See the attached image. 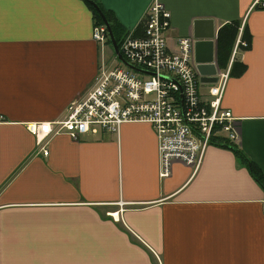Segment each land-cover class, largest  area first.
I'll return each mask as SVG.
<instances>
[{"label":"crops","instance_id":"obj_1","mask_svg":"<svg viewBox=\"0 0 264 264\" xmlns=\"http://www.w3.org/2000/svg\"><path fill=\"white\" fill-rule=\"evenodd\" d=\"M156 1L169 42L211 22L239 144L211 143L167 178L147 124L38 145L29 125L62 120L115 57L92 39L83 0H0V264H264V187L251 169L264 176V0H96L137 37Z\"/></svg>","mask_w":264,"mask_h":264},{"label":"built area","instance_id":"obj_2","mask_svg":"<svg viewBox=\"0 0 264 264\" xmlns=\"http://www.w3.org/2000/svg\"><path fill=\"white\" fill-rule=\"evenodd\" d=\"M142 24L141 35L126 36L118 49L128 65L143 73L126 68L115 56L114 66L102 63L90 92L69 104L62 120L29 125L38 145L61 134L77 141L86 134H118L125 124H147L156 134L159 175L167 178L175 162L200 164L211 143L239 144L238 120L222 107L229 71H220L203 95L193 38L168 41L171 14L157 1ZM92 39L101 46L109 43L104 25L93 28ZM41 152L48 154L44 147Z\"/></svg>","mask_w":264,"mask_h":264},{"label":"water","instance_id":"obj_3","mask_svg":"<svg viewBox=\"0 0 264 264\" xmlns=\"http://www.w3.org/2000/svg\"><path fill=\"white\" fill-rule=\"evenodd\" d=\"M87 2L98 14L100 17L104 27L107 30L110 45L118 62L123 64L126 68L137 72L143 73L142 71L128 65L123 58L121 57L118 49L117 42L113 36L110 25L107 22L105 16L102 11L99 9L97 4L93 0H83ZM211 22L209 20H198L193 24V35L192 38L194 40V63L196 65L197 73L200 77V83L213 85L217 82V74L222 71L219 69L217 62L214 57V35L211 33ZM202 26H209L208 32H204L202 35Z\"/></svg>","mask_w":264,"mask_h":264},{"label":"trees","instance_id":"obj_4","mask_svg":"<svg viewBox=\"0 0 264 264\" xmlns=\"http://www.w3.org/2000/svg\"><path fill=\"white\" fill-rule=\"evenodd\" d=\"M93 1L97 4V6L99 7V9L102 11L103 15L105 16L107 22H108L109 25H110L111 31H112V33H113V36H114L116 42H117V45L120 47L122 41H123V40L125 39V37L128 36V35H127L126 33H124V31L120 28V26L117 24L116 20L113 18L112 15H110V14L107 13V12H104V11L100 8V6H99V4L96 2V0H93ZM88 6L90 7V9H91V11H92V13H93L94 20H95V26H101V25H103V23H102L100 17L98 16V14L96 13V11H95L90 5H88ZM141 33H142V32H141ZM140 35H141V34H140ZM136 37H137V36H136ZM108 45H110V41H109ZM110 46H111V45H110ZM221 52H222V51H221ZM220 55H221V53H219V57H220ZM234 150H235V149H234ZM237 153H239V152H237ZM239 157H240L241 160H243L244 162H246L245 159H244V157H243L242 155L239 154ZM251 169H252V174H253V176L255 177V179H256L261 185H263V187H264V176H263V175L261 174V172L258 171L255 167L252 166Z\"/></svg>","mask_w":264,"mask_h":264},{"label":"rangeland","instance_id":"obj_5","mask_svg":"<svg viewBox=\"0 0 264 264\" xmlns=\"http://www.w3.org/2000/svg\"><path fill=\"white\" fill-rule=\"evenodd\" d=\"M258 4H255L254 6L256 7ZM108 45V44H107ZM109 46V45H108ZM107 55H109L110 56V54H107ZM229 80V79H228ZM93 84H94V82H93ZM92 87H93V85H91V88H90V90L92 89ZM85 97V96H84Z\"/></svg>","mask_w":264,"mask_h":264}]
</instances>
